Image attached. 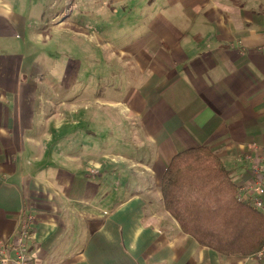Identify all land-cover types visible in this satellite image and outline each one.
<instances>
[{
	"label": "crops",
	"instance_id": "crops-1",
	"mask_svg": "<svg viewBox=\"0 0 264 264\" xmlns=\"http://www.w3.org/2000/svg\"><path fill=\"white\" fill-rule=\"evenodd\" d=\"M133 4L138 27L118 31L138 35L121 48L137 56L122 67L137 71L108 77L95 95L94 81L73 76L71 96L41 60L60 12L48 15L46 0H0V240L14 254L33 215L30 264H264L201 245L162 192L172 158L201 145L238 186L253 181L264 147V0ZM65 19L74 36L104 33ZM116 31L104 35L109 53Z\"/></svg>",
	"mask_w": 264,
	"mask_h": 264
},
{
	"label": "trees",
	"instance_id": "trees-1",
	"mask_svg": "<svg viewBox=\"0 0 264 264\" xmlns=\"http://www.w3.org/2000/svg\"><path fill=\"white\" fill-rule=\"evenodd\" d=\"M167 210L187 234L224 255L264 246V212L239 197V186L208 145L178 152L162 179Z\"/></svg>",
	"mask_w": 264,
	"mask_h": 264
},
{
	"label": "rangeland",
	"instance_id": "rangeland-1",
	"mask_svg": "<svg viewBox=\"0 0 264 264\" xmlns=\"http://www.w3.org/2000/svg\"><path fill=\"white\" fill-rule=\"evenodd\" d=\"M56 1L57 4L52 7L51 3L53 0H46L48 15L53 16L55 13H60H58V20L50 21L49 19V23L46 24L48 27L45 29H47L48 35L41 41L44 45L45 53L43 55L44 58L41 60L45 63L49 75L55 78H62V83H66L63 87L70 90L68 94L72 96L74 93L69 84L72 81L70 78L73 76H76L82 83L84 80L90 81V83L94 81V85L91 84L87 87V95L92 92L93 88V94L95 95V93H100L99 90L103 87V83L106 84L108 77L111 80H120L123 74L137 71L135 68L127 71L124 66L122 67L121 63L136 62L137 56L134 54L125 56L121 53V48L128 45L132 46L138 35L136 33L135 36L129 37L133 32L128 34L126 32L119 33L118 31L120 27L127 23L138 27L137 23L133 21L139 15V5L134 7L133 4L136 0ZM112 3L115 4V7H112ZM117 5L118 10L115 11ZM64 16L68 18L65 20H73L74 16L76 20H79V24L84 26L92 25V27L104 31V33L95 35L90 40L85 33L80 36H74L73 31H69V26L61 29L60 22ZM112 30H117L118 32L116 31L115 36L111 34L106 38L113 43V49L109 53L110 47L105 43L104 35H106L105 33H111ZM87 31L91 30L87 28ZM99 83L100 86H98ZM73 88L76 87L74 86ZM81 95L83 94L81 93ZM95 109L98 110V107Z\"/></svg>",
	"mask_w": 264,
	"mask_h": 264
},
{
	"label": "built area",
	"instance_id": "built-area-1",
	"mask_svg": "<svg viewBox=\"0 0 264 264\" xmlns=\"http://www.w3.org/2000/svg\"><path fill=\"white\" fill-rule=\"evenodd\" d=\"M261 151L262 158L252 164L253 181L239 186V197L241 200L252 204L256 209L264 211V147ZM245 194H247V197H245ZM34 221V216L29 215L16 237L13 238L10 247L14 254L11 255V252H9L8 243L0 240V264H30L29 241L34 237ZM256 255H259V257L264 256V246Z\"/></svg>",
	"mask_w": 264,
	"mask_h": 264
}]
</instances>
